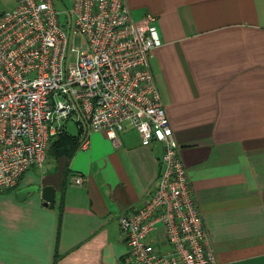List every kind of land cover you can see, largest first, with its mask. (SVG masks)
Returning a JSON list of instances; mask_svg holds the SVG:
<instances>
[{
    "label": "crops",
    "instance_id": "0c3cea01",
    "mask_svg": "<svg viewBox=\"0 0 264 264\" xmlns=\"http://www.w3.org/2000/svg\"><path fill=\"white\" fill-rule=\"evenodd\" d=\"M17 1L0 0V14ZM128 6L134 21L155 18L162 45L152 71L217 264H264V0ZM86 135L70 161L50 156L51 169L29 170L0 192V264H139L127 261L120 219L157 189L164 147L143 146L133 128L119 134V146L87 127L74 136ZM35 185L56 189L53 209L40 195L19 200ZM149 243L171 251L162 227Z\"/></svg>",
    "mask_w": 264,
    "mask_h": 264
},
{
    "label": "built area",
    "instance_id": "2783aa9c",
    "mask_svg": "<svg viewBox=\"0 0 264 264\" xmlns=\"http://www.w3.org/2000/svg\"><path fill=\"white\" fill-rule=\"evenodd\" d=\"M67 13L70 21L66 12L62 20L54 0H18L0 14V192L44 166L69 121L104 132L115 146L133 128L143 146L158 142L164 151L157 189L120 219L127 261L217 264L152 71V53L162 45L155 18L134 21L128 0H71ZM159 227L167 254L149 243Z\"/></svg>",
    "mask_w": 264,
    "mask_h": 264
},
{
    "label": "trees",
    "instance_id": "16d2710c",
    "mask_svg": "<svg viewBox=\"0 0 264 264\" xmlns=\"http://www.w3.org/2000/svg\"><path fill=\"white\" fill-rule=\"evenodd\" d=\"M78 129V133L81 134L83 132L82 127ZM83 144L84 141L82 140L81 142L79 137L71 135L67 130H64L51 142L48 157L52 156L57 159L64 157L70 161Z\"/></svg>",
    "mask_w": 264,
    "mask_h": 264
},
{
    "label": "water",
    "instance_id": "95a60500",
    "mask_svg": "<svg viewBox=\"0 0 264 264\" xmlns=\"http://www.w3.org/2000/svg\"><path fill=\"white\" fill-rule=\"evenodd\" d=\"M30 194L40 195L45 207L51 209L54 208L56 200V189L53 186L35 185L24 188L18 192V198L20 201H23L27 199Z\"/></svg>",
    "mask_w": 264,
    "mask_h": 264
},
{
    "label": "rangeland",
    "instance_id": "374dc122",
    "mask_svg": "<svg viewBox=\"0 0 264 264\" xmlns=\"http://www.w3.org/2000/svg\"><path fill=\"white\" fill-rule=\"evenodd\" d=\"M54 2H55L56 9L61 12L62 20H65V12H66L67 18L70 21V15L67 12L71 7V0H54ZM66 30L68 31V28ZM75 57H76L75 54H73L70 59L74 60ZM67 131L71 135H76L78 132L77 125L72 121L67 122ZM51 167H52V165L50 163H45V165L42 169H38L36 167H33L30 170H33L36 173H43L44 171L51 169Z\"/></svg>",
    "mask_w": 264,
    "mask_h": 264
}]
</instances>
